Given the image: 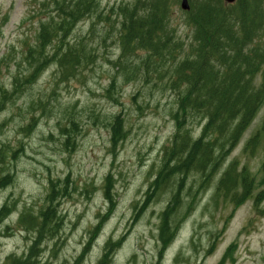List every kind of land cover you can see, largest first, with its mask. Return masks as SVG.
I'll return each instance as SVG.
<instances>
[{"label":"rangeland","instance_id":"obj_1","mask_svg":"<svg viewBox=\"0 0 264 264\" xmlns=\"http://www.w3.org/2000/svg\"><path fill=\"white\" fill-rule=\"evenodd\" d=\"M134 1L100 0L104 8ZM51 13V0H0V86L12 90L13 78L29 73L26 52L35 45L41 21ZM171 26L189 47L193 30L180 5L174 9ZM117 35V27L106 29L98 18L81 21L73 39L85 37L97 55L95 65L67 82H61L56 68L50 66L2 115L7 126L0 148H5L3 159L8 164L0 165V176L11 173L13 180L0 191V210L5 204L12 208L0 222V264L10 255L27 253L33 235L19 226L21 215L38 213L47 204L50 180L67 178L69 196L59 206L63 226L57 238L43 245L45 263L97 264L106 243L113 240L120 244L112 264H264V137L253 149L247 147L262 129L264 105L207 186L197 173L183 182L176 177L144 208L146 192L175 133L171 113L177 110L178 94L168 88L169 74L162 82L152 71L132 80L127 70L116 68L113 63L121 59ZM140 58L131 55L128 61L139 63ZM113 78L117 101L106 93ZM260 82L259 76L257 85ZM118 114L128 135L113 152L110 124ZM33 118L39 122L27 134L25 128ZM69 131L75 146L66 148ZM191 131L198 136L201 127L191 126ZM232 163L247 170L251 196L243 198L240 186L228 198L223 193L215 196ZM109 174L115 210L106 216L109 202L104 183ZM179 186L178 233L160 253L161 213Z\"/></svg>","mask_w":264,"mask_h":264},{"label":"trees","instance_id":"obj_2","mask_svg":"<svg viewBox=\"0 0 264 264\" xmlns=\"http://www.w3.org/2000/svg\"><path fill=\"white\" fill-rule=\"evenodd\" d=\"M179 3L180 0H135L131 4L104 8L100 0H51L52 13L41 21L35 45L29 46L25 55L29 73L15 76L12 90L0 86V136L7 126L2 115L9 104L25 87L34 85L50 66L56 68V77L61 82H67L95 65L97 55L93 47L85 37L73 39V34L81 21L98 18L106 29L118 28L121 59L113 63L116 68L127 70L132 75L130 79L152 71L162 82L169 74L168 88L178 94L177 110L171 113L175 133L171 146L165 150L162 166L146 192L144 208L176 177H181L183 182L191 173H197L207 186L264 105V0H236L231 5L225 0H189L190 10L184 12L193 30L189 47L179 40L176 29L171 26L172 14ZM131 55L141 56L140 62L128 61ZM259 76L261 82L257 85ZM106 93L117 101L114 78ZM38 122L33 118L25 133L33 132ZM191 126L201 127L198 136L193 134ZM110 127L111 149L115 152L127 138L126 122L118 114ZM60 129L66 131V128ZM72 133L66 134V148L75 146ZM261 137H264V124L247 147L253 149ZM5 151L0 148V165L8 164L3 159ZM12 180L11 173L1 175L0 191ZM68 183L69 178L65 182L50 180L46 206L36 214L21 215L19 226L33 235L32 244L26 254L10 255L3 264H48L42 260L43 245L60 234L64 219L59 206L60 200L69 196ZM239 186L243 198L252 195L247 170H240L237 163H232L219 180L215 196L223 193L228 198L235 195ZM181 187L174 190L161 213L160 253L172 244L178 233L175 214L182 205ZM113 190V178L109 174L104 183L109 202L106 216L115 210ZM11 210L9 204L1 208L0 222L9 217ZM101 225L92 231L91 240ZM119 244L109 240L97 264H112Z\"/></svg>","mask_w":264,"mask_h":264},{"label":"water","instance_id":"obj_3","mask_svg":"<svg viewBox=\"0 0 264 264\" xmlns=\"http://www.w3.org/2000/svg\"><path fill=\"white\" fill-rule=\"evenodd\" d=\"M228 4H233L235 3L236 0H225ZM181 8L183 11H189L190 10V5L188 0H181Z\"/></svg>","mask_w":264,"mask_h":264},{"label":"bare ground","instance_id":"obj_4","mask_svg":"<svg viewBox=\"0 0 264 264\" xmlns=\"http://www.w3.org/2000/svg\"><path fill=\"white\" fill-rule=\"evenodd\" d=\"M54 240V239H53ZM42 251V250H41Z\"/></svg>","mask_w":264,"mask_h":264}]
</instances>
